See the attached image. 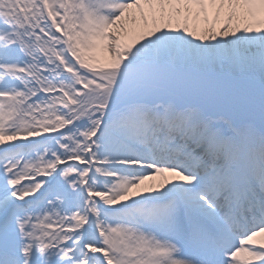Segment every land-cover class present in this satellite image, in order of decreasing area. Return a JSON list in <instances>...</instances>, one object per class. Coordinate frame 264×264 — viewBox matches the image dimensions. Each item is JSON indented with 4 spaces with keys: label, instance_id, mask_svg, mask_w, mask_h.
<instances>
[{
    "label": "snow or ice",
    "instance_id": "obj_1",
    "mask_svg": "<svg viewBox=\"0 0 264 264\" xmlns=\"http://www.w3.org/2000/svg\"><path fill=\"white\" fill-rule=\"evenodd\" d=\"M0 264H264V0H0Z\"/></svg>",
    "mask_w": 264,
    "mask_h": 264
}]
</instances>
